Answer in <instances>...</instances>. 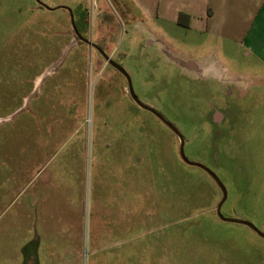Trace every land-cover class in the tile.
I'll return each mask as SVG.
<instances>
[{
	"label": "rangeland",
	"instance_id": "obj_1",
	"mask_svg": "<svg viewBox=\"0 0 264 264\" xmlns=\"http://www.w3.org/2000/svg\"><path fill=\"white\" fill-rule=\"evenodd\" d=\"M128 11L0 0V264H264V239L218 217L217 183L100 54L217 176L223 217L263 233L264 65Z\"/></svg>",
	"mask_w": 264,
	"mask_h": 264
},
{
	"label": "crops",
	"instance_id": "obj_2",
	"mask_svg": "<svg viewBox=\"0 0 264 264\" xmlns=\"http://www.w3.org/2000/svg\"><path fill=\"white\" fill-rule=\"evenodd\" d=\"M117 1L125 12H129V5L134 6L165 31L186 37L194 33L207 40L215 38L240 45L264 65V0ZM207 59L201 62L200 69L212 64Z\"/></svg>",
	"mask_w": 264,
	"mask_h": 264
},
{
	"label": "water",
	"instance_id": "obj_3",
	"mask_svg": "<svg viewBox=\"0 0 264 264\" xmlns=\"http://www.w3.org/2000/svg\"><path fill=\"white\" fill-rule=\"evenodd\" d=\"M102 55L104 56V58L107 60V62L115 67L117 70H119L126 78L127 80V83H128V90H129V93L132 97V99L134 100V102L139 105L140 107L152 112L153 114H155L167 127H169L174 133L175 135L179 138L180 140V156L182 158V160L188 164V165H191V166H195V167H198V168H201L203 169L206 173H208L212 178L213 180L217 183V185L219 186V188L221 189L222 191V200L220 202V204L218 205L217 207V215L218 217L223 220V221H226V222H232V223H237V224H242V225H245V226H248L249 228H251L255 233H257L260 237H262L264 239V233L259 231L256 227H254L252 224L250 223H247V222H244V221H239V220H231V219H225L223 217V215L221 214V208H222V205L224 204V202L226 201L227 199V192L224 188V186L222 185V183L220 182V180L217 178V176L212 173L209 169L205 168L204 166L202 165H199V164H194V163H191L189 162V160L186 158L185 154H184V139L181 135V133L179 132V130L174 126L172 125L168 120H166L162 115H160L157 111H155L154 109L148 107V106H145L143 105L136 97L134 91H133V88H132V84H131V80H130V77L129 75L121 68L119 67L117 64H115L109 56L105 55L102 53Z\"/></svg>",
	"mask_w": 264,
	"mask_h": 264
},
{
	"label": "flooded vegetation",
	"instance_id": "obj_4",
	"mask_svg": "<svg viewBox=\"0 0 264 264\" xmlns=\"http://www.w3.org/2000/svg\"><path fill=\"white\" fill-rule=\"evenodd\" d=\"M100 56L104 59V62H105V64H106V67H111V68H113L114 70H116L117 72H119L124 78H125V76L119 71V70H117L115 67H113V66H111L108 62H107V60L104 58V56L103 55H101L100 54ZM126 79V78H125ZM132 84V83H131ZM133 88V87H132ZM127 89H128V87H127ZM128 92H129V90H128ZM130 94V93H129ZM131 96V95H130ZM132 98V97H131ZM134 101V100H133ZM212 121L214 122V123H216V124H220V123H223V121H224V117H223V115L220 113V112H216V113H214L213 115H212ZM209 175V174H208ZM210 176V175H209ZM211 177V176H210ZM212 178V177H211ZM213 179V178H212Z\"/></svg>",
	"mask_w": 264,
	"mask_h": 264
}]
</instances>
